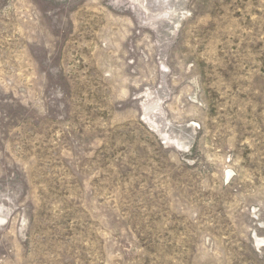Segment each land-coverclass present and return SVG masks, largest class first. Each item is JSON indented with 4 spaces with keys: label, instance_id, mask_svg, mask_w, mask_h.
<instances>
[{
    "label": "rangeland",
    "instance_id": "obj_1",
    "mask_svg": "<svg viewBox=\"0 0 264 264\" xmlns=\"http://www.w3.org/2000/svg\"><path fill=\"white\" fill-rule=\"evenodd\" d=\"M0 264H264V0H0Z\"/></svg>",
    "mask_w": 264,
    "mask_h": 264
}]
</instances>
